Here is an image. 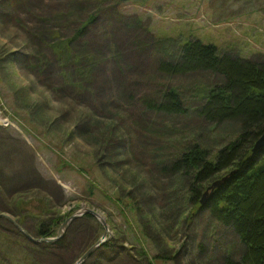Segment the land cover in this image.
I'll return each mask as SVG.
<instances>
[{
  "label": "rangeland",
  "instance_id": "rangeland-1",
  "mask_svg": "<svg viewBox=\"0 0 264 264\" xmlns=\"http://www.w3.org/2000/svg\"><path fill=\"white\" fill-rule=\"evenodd\" d=\"M57 2L62 3L60 0H29L30 4L19 6L17 10L21 17L28 19L30 26L39 28L40 20L26 9L32 5L42 12ZM89 2L91 13L101 8L105 12L94 26L91 23L87 37L94 45L93 52L103 59L102 68L89 89L91 92L95 88V95L77 91L73 95L68 89L59 90L55 77V80L47 78L45 81L25 69L19 70L10 60L1 63L2 71L14 72L12 85L0 81V125L12 135L0 141L3 203L10 207L11 203L16 204L18 213L29 216L27 222L35 225L37 218H44L46 213L34 198L47 194L52 204H56V210L64 214L63 222L85 208L96 209L108 223L106 238L120 240L137 258L136 250L143 247L149 256L159 253L164 257L158 264H200L196 255L202 238L204 253L208 254L206 259L217 257L215 264H220V255L212 254L213 238L239 250L238 236L224 228L214 233L213 238L209 237L212 231L207 227V213L201 214L203 219L199 226L185 223L177 232L178 221H183L195 202L190 203L183 194L173 165L167 169L159 163L157 166L161 155L153 156L148 150L167 144L162 151L166 159L177 152L170 144L172 138L176 136V144L186 143L179 137L199 131L195 141L215 153L226 143L220 136L225 134L222 130L236 124L226 121L216 126L198 115L150 116L147 123L139 116L138 108H142L143 102H148L164 83L174 87L191 85L187 96L192 109L204 100L201 90L211 81L210 73L197 71L169 78L158 70L160 57L180 52L165 43L171 42L168 39L181 44L189 39H200L216 45L222 56L264 57V0ZM18 4L22 5L17 3L16 6ZM9 12L10 21L2 20L6 15L0 16V57L3 55L1 46L8 52L21 51L25 42L24 33L12 25L14 10ZM117 24L118 28L113 29ZM74 27L76 25L71 24L64 32L68 34ZM215 81L219 83V79ZM98 104L102 109L96 108ZM108 127L117 136L118 145L104 133ZM150 129L157 130L150 134ZM119 158L123 159L119 161ZM32 164L36 169L30 171L28 167ZM185 181L188 187L192 186L191 178L186 177ZM134 202L139 209L134 207ZM9 215L16 220L14 215ZM5 219V224L9 225V219ZM95 220L98 241L105 229L99 219ZM95 229L79 226L77 234L71 235V251L60 252L55 262L70 260L69 264H74L92 240ZM117 264L136 262L125 258Z\"/></svg>",
  "mask_w": 264,
  "mask_h": 264
},
{
  "label": "trees",
  "instance_id": "trees-1",
  "mask_svg": "<svg viewBox=\"0 0 264 264\" xmlns=\"http://www.w3.org/2000/svg\"><path fill=\"white\" fill-rule=\"evenodd\" d=\"M60 1L62 3L57 2L42 12L32 5L26 9L27 13L41 22V26L35 28L30 26L28 19L21 17L17 10L19 6L30 4L29 0H0V16L6 15L2 20H9L11 18L8 17L9 11L14 10L12 25L25 36L21 51L8 52L4 45L1 46L3 55L0 57V81L12 85L11 78L14 72H5L1 69V63L10 60L19 70L25 69L35 78L39 76L46 81L47 78L55 77L59 90L68 89L73 95L77 94L76 91L95 95L97 93L95 88L91 92L89 89L102 68L103 59L98 53L93 52L94 45L87 37L91 23L94 26L102 13H105L104 9L91 13L88 8L89 0L78 3ZM17 3L22 5L16 6ZM54 6L59 7L56 9ZM71 24L76 27L66 34L64 28ZM118 26L119 24L113 25V29ZM168 40L171 42L165 43L171 45V48L177 47L180 52L173 56L163 54L158 70L169 78L186 76L197 71L210 73L211 81L203 85L201 90V99L204 100L200 106H194L192 109V102L188 101L187 96L191 85L174 87L164 83L162 88L152 94L153 97L151 96L148 102H143L142 108H138L139 116L146 119L147 123L150 116L158 118L198 115L216 126L226 121L236 124L222 130L225 134L220 136L226 143L215 153H211V150L208 151L200 142L195 141L196 136L200 135L199 131H191L184 137H179L186 143L176 144V136L172 138L170 144L176 147L177 152L168 155L166 159H163L162 151L167 144L162 145L160 149L148 150L153 156L161 155L156 162L157 166L161 164L163 169H167L173 165L181 180L183 194L190 203L195 202L183 221H178L176 230L181 231L185 223L199 226L203 219L201 214L207 213L206 218L208 222L211 221L209 224L207 222V227L212 231L208 234L209 237L213 238L214 233L228 228L240 241V249L237 250L232 245H225L213 238L215 244L212 254L220 255L222 258L220 264H264V148L255 152L252 150L256 139L264 132V57L242 58L229 54L222 56L218 53L216 45L206 44L200 39H189L182 44L174 39ZM217 79L219 83H216ZM195 86L192 91L195 90ZM96 108L102 109L101 104ZM180 113L182 115H179ZM152 122L155 124L157 120L154 119ZM156 130L150 129L149 132L153 134ZM9 133L7 128L0 125V141L12 137ZM104 133L112 140L115 139L116 145L119 144L117 136L109 127ZM32 169H36L34 164L28 167V170ZM226 176L227 179L214 190L207 204L202 206L200 203L202 193L212 182ZM186 177L191 178L193 182L191 187H188ZM2 184L0 178V188ZM119 184L121 185L120 182ZM120 187L119 190L122 191ZM41 195L34 199L46 215L44 218H37L35 225L27 222L29 216L18 213L19 210L15 209L16 204L11 203L10 207L3 203L1 197L0 213L14 215L17 222L35 238L56 236L58 228L63 223L64 214L56 210L52 198L50 199L47 194ZM119 198L121 199V196ZM134 207L139 209L137 202H134ZM0 218H4L0 221V264H49L48 262L57 264L55 260L60 256V252L71 251L73 246L70 245L71 235L77 234L79 226L96 228V232L78 258L97 241L98 237L97 220L91 214L75 219L64 236L55 242H33L8 219L9 225L5 224V217ZM136 253L139 258L133 252L131 254L120 240L112 238L100 246L83 264H117L125 258H131L136 264H158L157 261L164 258L159 253L149 256L143 247L136 250ZM207 256L201 238L196 260L200 261V264H215L217 257L212 260L210 257L206 259ZM69 261L60 264H69Z\"/></svg>",
  "mask_w": 264,
  "mask_h": 264
},
{
  "label": "water",
  "instance_id": "water-1",
  "mask_svg": "<svg viewBox=\"0 0 264 264\" xmlns=\"http://www.w3.org/2000/svg\"><path fill=\"white\" fill-rule=\"evenodd\" d=\"M264 148V132L259 136V138L256 140V142L254 143V146L252 148L253 152L260 150ZM227 179V176L220 179V180H216L214 182H212L211 185H209L207 187V189L203 192L202 197L200 199V203L202 206L206 205L207 202L211 199L214 190L219 187L224 180ZM91 214L93 215L95 218L99 219L101 221V223L104 226L105 229V233L103 234V236L96 241L90 248L87 249V251L74 263V264H82L89 256H91L100 246H102L105 242H107L109 239H111V237L109 239L106 238L107 234L109 233V226L107 221L101 216V214L94 208H85L83 210L78 211L77 213L71 215L70 217H68L61 225L59 231L57 232V235L55 237H48V238H35L34 236H32L27 230H25L16 220H14L9 214L6 213H1L0 217H5L9 220L12 221V223L31 241L33 242H55L59 239H61L68 226L71 224L72 221H74L75 219H77L78 217L84 215V214Z\"/></svg>",
  "mask_w": 264,
  "mask_h": 264
},
{
  "label": "bare ground",
  "instance_id": "bare-ground-1",
  "mask_svg": "<svg viewBox=\"0 0 264 264\" xmlns=\"http://www.w3.org/2000/svg\"><path fill=\"white\" fill-rule=\"evenodd\" d=\"M258 138H259V137H258ZM258 138H257V139H258ZM255 142H256V141H255Z\"/></svg>",
  "mask_w": 264,
  "mask_h": 264
}]
</instances>
